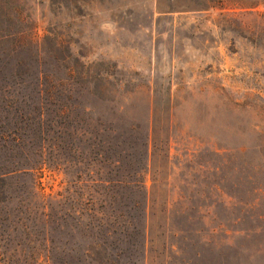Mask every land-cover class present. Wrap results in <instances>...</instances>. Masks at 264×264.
<instances>
[{
    "label": "rangeland",
    "instance_id": "1",
    "mask_svg": "<svg viewBox=\"0 0 264 264\" xmlns=\"http://www.w3.org/2000/svg\"><path fill=\"white\" fill-rule=\"evenodd\" d=\"M21 33L59 89L43 102L42 141L37 100L16 95L31 86L35 48L1 43L0 131L17 129L21 147L6 148L40 167L25 179L53 215L83 211L79 227L59 221L53 243H93L96 234L95 243H143L136 221L125 226L110 210L127 197L145 205L138 264H264L261 237L229 231L242 206L227 198L246 196L249 165L264 190V0H0V36ZM149 122L144 187L135 189L128 167L132 191L96 184L120 176L99 162L97 143L143 137ZM131 125L137 133L127 134ZM88 201L103 227L86 216ZM245 210L264 213V196Z\"/></svg>",
    "mask_w": 264,
    "mask_h": 264
},
{
    "label": "trees",
    "instance_id": "2",
    "mask_svg": "<svg viewBox=\"0 0 264 264\" xmlns=\"http://www.w3.org/2000/svg\"><path fill=\"white\" fill-rule=\"evenodd\" d=\"M21 34L14 38H12L13 36H0V45L5 42L13 43L14 51L19 48L21 51L32 52L35 48L37 71L33 72L32 75L26 74L32 79L31 86L21 85L16 95H20L22 98L23 92L27 91L29 93L26 92L27 96H33L37 100H33V103L37 102L39 105L36 110L38 118L35 123L38 128H35L34 131H37L44 141L43 134L45 132L42 131V123L45 112L42 107L43 102L49 99L53 91L57 93L59 89L57 86L59 85H50L47 82L48 75L39 68L41 64L38 52L39 45ZM16 65L20 66L21 62H17ZM26 66L25 68H27ZM6 90V88L1 89L2 92H6ZM86 110H91V107L87 105L84 107V111ZM60 111L59 114H64V107ZM138 129L137 126L131 125L127 134H135ZM122 134L114 137L111 143L105 140L97 143L100 151L98 153L99 162L112 163L111 165L116 167V172L120 174L119 179L98 180L96 184L103 187L110 184L113 187L116 186L120 191H132V188L129 187L130 182L125 181L128 175L125 168L128 167L139 178L133 183L135 189H142L144 187L143 172L149 149L150 122L143 137ZM7 142L13 144L17 149L21 147V138L17 129H13L10 133L0 131V264H138L140 257L144 258L145 205H142L140 201H130L127 197H120L118 201L113 199L114 204L112 203V205L116 209L110 210L111 212L116 210V216L125 223V226L129 227L131 225L130 220L134 219L139 228L133 226L132 229L135 235L141 236L143 243H130L128 240L124 243H95L98 234L91 236L93 243H53L52 234L59 232L62 228L59 221H64L65 228L67 227V219H73L75 225L79 227L83 219V211H75L73 214L64 211V215H53L51 203L40 197L36 183L33 181V183L28 184L25 179V177L32 176L40 167L19 163V157H22V153L19 155L13 151L10 153L6 148ZM104 142L106 143L105 147H103ZM105 149L110 150L111 157L109 155L103 156ZM131 162L135 164V167L131 166ZM249 167L252 170L245 178L247 184L244 186V192L246 196L241 198L236 197L233 193H227L228 200H237L242 206L239 210V217L233 221L229 231L245 237H261L264 240V213L247 215L248 212H245V209L256 205L259 196H264V190L259 183H256L255 179L258 167L255 165H249ZM249 195L256 196L250 200ZM91 204L89 201L85 203L86 207H89L86 209V216L91 219L94 218L98 227H103L104 224L101 219L95 217L94 208ZM131 212L134 215H131ZM241 212H245V214L242 216ZM249 220H255V225ZM125 226L123 224L122 228H126ZM70 227L73 228L72 225ZM106 231L105 236L115 233L111 225ZM125 232L127 233V231L122 230L121 235L130 238ZM87 237L90 238V234ZM259 243L263 242L259 241ZM132 258H134L133 261Z\"/></svg>",
    "mask_w": 264,
    "mask_h": 264
}]
</instances>
